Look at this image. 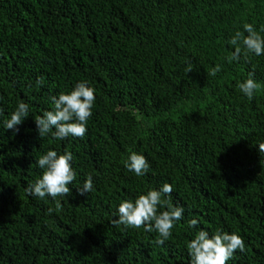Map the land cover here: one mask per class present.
Wrapping results in <instances>:
<instances>
[{
    "label": "trees",
    "instance_id": "1",
    "mask_svg": "<svg viewBox=\"0 0 264 264\" xmlns=\"http://www.w3.org/2000/svg\"><path fill=\"white\" fill-rule=\"evenodd\" d=\"M245 23L260 32L264 0H0V264H191L187 243L217 229L245 243L227 264H264V55L227 59ZM250 73L252 100L237 87ZM81 81L96 97L84 137L41 139L35 117ZM20 101L29 116L5 129ZM50 149L73 153L76 179L48 214L55 199L25 189ZM133 152L143 176L125 167ZM164 183L184 215L163 245L111 224Z\"/></svg>",
    "mask_w": 264,
    "mask_h": 264
},
{
    "label": "clouds",
    "instance_id": "2",
    "mask_svg": "<svg viewBox=\"0 0 264 264\" xmlns=\"http://www.w3.org/2000/svg\"><path fill=\"white\" fill-rule=\"evenodd\" d=\"M243 29V31H236L229 41L235 46L232 55L227 57L229 63L239 60L242 54L246 58L250 54L264 55V36L260 34L264 32V27L257 32L251 23H245ZM192 69V64L188 63L185 72L189 73ZM220 71L221 65L217 64L208 72V75L214 77ZM252 75L250 73L246 81L237 85L239 91L249 100L254 98L261 87ZM42 84L43 78L41 77L37 79L36 86L39 87ZM95 99V90L84 81L77 83L70 92H61L58 96H52V110L35 117L39 137L43 139L50 134L57 140H64L68 137L83 138L87 132L86 125L92 115ZM28 116V104L20 101L15 111L10 114V118L4 121V128L18 132L17 126L22 124ZM259 151L264 153V142L259 143ZM72 161L73 153L70 151L58 154L55 150H48L36 160L39 168L43 169L42 176L34 184H29L25 191L40 199L46 196L53 199L68 196L71 193L69 185L76 179ZM124 163L127 170L134 172L138 177L145 175L150 168L146 157L136 152L131 153ZM92 191H94L93 179L91 175H88L83 187H78V192L84 195ZM172 192L173 186L164 183L159 190L151 189L140 194L134 202L124 200L117 210L116 216L119 218L112 219L111 224L116 227L123 225L126 228L135 229L143 227L146 232L155 231L158 235L153 243L163 245L171 237L172 229L184 215L183 207L173 205L170 198ZM61 208L60 200L55 199V208H48L47 213L51 214L53 211L59 213ZM197 224L198 220L195 218L188 222L190 228ZM187 249L191 264H227L237 250L245 251V243L243 238L235 232L230 234L217 229L210 236L208 231L200 230L194 239L187 243Z\"/></svg>",
    "mask_w": 264,
    "mask_h": 264
}]
</instances>
